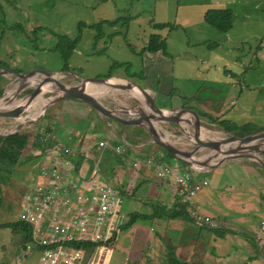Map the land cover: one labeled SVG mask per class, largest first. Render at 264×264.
I'll list each match as a JSON object with an SVG mask.
<instances>
[{
    "label": "crops",
    "instance_id": "crops-1",
    "mask_svg": "<svg viewBox=\"0 0 264 264\" xmlns=\"http://www.w3.org/2000/svg\"><path fill=\"white\" fill-rule=\"evenodd\" d=\"M260 2L264 9V0ZM252 3L251 0L201 1L194 23H205L203 15L207 10L229 9L232 13L231 29L226 32L216 29L208 40L204 37L201 40L204 55H198L192 48L171 51L169 55H155L152 72L156 78L153 83L163 94L168 110L197 112L183 106L182 101L178 107H171V103L177 99H192L202 87L211 96L198 101L201 113H210L217 120L235 126H246L247 123L254 126V122L264 120V101L259 100L260 88L264 89V71H259L264 70V44L258 43V39L264 38V30L258 34L257 27L251 26V13L258 7ZM167 6L176 14L172 17L177 21V2H168ZM186 9H189L188 4L182 11ZM163 21L161 23L166 20ZM252 30L255 33L252 34ZM257 78L261 82H257ZM13 81H16L14 77ZM192 81L200 84L194 88L192 83L195 82ZM221 89L225 90L223 98L218 94ZM215 96L217 100L210 99ZM121 97L122 101L112 98L105 103L115 111L119 120L100 114L95 106L83 99L71 98L65 99L62 105L56 104L58 115L62 114L60 118L47 123L53 117L45 116L36 133L41 135L39 131L46 129L45 132L55 137L52 146L60 144L71 149L76 162L70 174L75 179L86 184L95 181L110 185L127 199L128 221L119 244L122 253L127 255L125 261L128 262L124 264H139V260L137 263L129 257L136 230L138 234H149L148 246L152 249L145 255L154 256L152 264H166L170 253L175 264H264V236L257 235L259 221L264 220V170L250 163L199 168L192 173L193 180L195 183L204 180L207 184L188 201L185 195L177 193L172 179L158 178L153 168L143 161L149 153L181 170L190 167L180 165L177 160L165 162L164 155L156 151L144 128L124 122L137 118L129 113L130 107L124 109L125 97ZM155 97L156 101L159 100ZM229 100H233L230 105L227 104ZM146 107L143 103L145 110ZM146 112L148 114V110ZM250 115H254V120ZM186 119L191 117L186 114ZM102 141L108 142L107 146H99ZM41 145L36 138L28 141L26 148L31 165L27 170L30 176L38 171V160L52 147L50 143L44 147ZM119 145L125 146V151L116 152L114 148ZM84 154L88 156L84 158ZM197 211L208 216L217 227L209 228L203 221L197 223L192 216ZM136 214L146 215V218L126 226ZM144 220L151 223L142 226L139 221Z\"/></svg>",
    "mask_w": 264,
    "mask_h": 264
},
{
    "label": "rangeland",
    "instance_id": "rangeland-1",
    "mask_svg": "<svg viewBox=\"0 0 264 264\" xmlns=\"http://www.w3.org/2000/svg\"><path fill=\"white\" fill-rule=\"evenodd\" d=\"M172 1L174 0H0V67H6L17 74L29 73L33 70L58 72L55 73V76L57 75L59 81L64 84L75 83L76 77L100 78L106 74L129 76L139 83H143L144 80L153 83L155 82L154 78H156L152 72L155 69V55L162 53L153 54L145 49L153 34L159 35L164 40V54L169 55L171 51L192 48V51L198 55H204L205 48L201 40L204 37L208 40L211 33L216 30L207 23L193 22L200 2L204 0H175L178 4L177 21H174L172 17L176 14L167 6V3ZM251 1L254 2L252 6L255 3L258 5L251 13V26L257 27V33L262 34L264 9L260 0L258 2L256 0ZM186 4H188L189 9L182 11ZM163 20L172 26L163 29L153 28L152 24L164 22ZM253 33H255L254 30H252ZM75 39L77 40L74 44L73 40ZM258 43L264 44V38L258 39ZM72 46L73 48L70 49ZM259 71L262 73L264 70ZM3 77V81L0 79V97L3 93L6 94L18 86L17 80L13 81V76L6 74ZM34 79L37 80L38 78ZM257 82H261L260 78H257ZM199 84L198 82L192 83L194 88ZM153 85L155 86L154 83ZM47 86L49 90L38 92L35 100L21 114L8 119L0 118L1 135H9L15 129H30L36 133L40 127L39 123L45 116L51 115L53 117L47 123L60 118L62 114L59 113L58 115L55 105L58 103L62 105L64 100L50 106L47 105L44 111L42 110L43 107L40 108V111L35 112L34 116L31 117L34 119L28 124H18L19 119L29 118L28 115L34 109L32 104L39 103L38 101L44 100L43 95L47 98L49 91H56L57 89L50 83L42 87ZM30 88L26 87V89L21 90L17 94V98L29 94ZM156 88L160 90L158 87ZM201 88L198 89L197 95L192 99H177L173 104L171 103V107H178L182 101L183 106H188V108L197 111L203 120L219 122L235 134L241 131L231 122L217 120L210 113H201L198 110V101L211 96L206 88ZM98 92V100L104 105L107 100L111 101L112 98L122 101L121 96H124L125 100L123 101L126 104L124 109L130 107L129 113L141 123L142 119L138 118L141 116L138 111L140 108H136L133 104L132 94L129 95L125 91L115 89ZM224 92V89L218 90L219 96L223 98ZM260 92L259 100L264 101V89L260 88ZM210 99L215 101L217 96L210 97ZM233 100H229L227 104L230 105ZM164 103L169 106L165 99ZM139 106L141 107V105ZM137 114L138 116H136ZM249 117L253 119L254 115ZM141 124L144 125V123ZM247 124L246 130L248 132L256 130L260 132L264 129L263 119L254 122V126L250 123ZM156 128L164 134L158 125ZM45 131L46 129H43L39 132L43 135ZM39 134H37L36 140L40 136ZM46 143L48 142H42L41 147H44ZM52 143L51 141V146ZM155 149L158 153L163 154L159 149ZM27 153L29 152L26 148L20 156L18 164L1 186L0 222L3 224L11 225L20 220L21 196L31 180L27 170L28 166L31 165V157ZM125 203H127V199L124 197L123 204L122 201L120 204V211L128 215L129 208L127 207L128 204L126 206ZM139 223L147 227L151 222L144 220L139 221ZM7 225L0 227V264H37L38 252L32 249L29 255L25 256L24 254L27 242L23 231L20 229L13 230ZM150 233L153 234V231ZM122 236L119 237L117 247L115 248V245L113 248L109 264L128 262L125 261L127 255L122 253L119 246ZM148 236L149 234L146 232L138 234L136 230L131 240L132 248L129 257L137 263L139 260V264H152L153 262L154 256L146 257L145 255L152 249L148 246Z\"/></svg>",
    "mask_w": 264,
    "mask_h": 264
},
{
    "label": "built area",
    "instance_id": "built-area-1",
    "mask_svg": "<svg viewBox=\"0 0 264 264\" xmlns=\"http://www.w3.org/2000/svg\"><path fill=\"white\" fill-rule=\"evenodd\" d=\"M37 141L54 144L55 137L45 132ZM114 150L123 152L125 146H116ZM72 154L69 147L56 144L38 160V171L31 175L20 202L19 219L30 228L24 254L29 255L32 249L38 252L37 264H109L128 221V215L120 211L124 197L110 185L95 181L86 184L75 179L70 174L76 162ZM143 162L153 168L158 178L172 179L177 193L185 195L188 201L207 184L204 180L194 182L192 173L199 170L196 166L181 170L177 165L157 161L151 154ZM192 216L199 224L203 221L209 228L217 227L198 211ZM257 235L264 236L263 219L259 221Z\"/></svg>",
    "mask_w": 264,
    "mask_h": 264
},
{
    "label": "water",
    "instance_id": "water-1",
    "mask_svg": "<svg viewBox=\"0 0 264 264\" xmlns=\"http://www.w3.org/2000/svg\"><path fill=\"white\" fill-rule=\"evenodd\" d=\"M55 73L58 72L38 70L28 74H17L15 71L6 67H0V76L8 74L18 81V86L14 89L15 95L13 98L6 97L5 93L0 97V118L8 119L9 117L21 114L38 96L40 88L47 83L57 88L56 91H49L47 98L44 97V95L42 96L49 104H55L65 99L79 98L95 106L100 114L107 118L117 120H119V118L115 117L116 113L114 110L99 102L102 107L105 106L107 111L111 113V115H107L94 103L85 98L76 96L74 92L89 86H107L110 87V89L125 91L129 93V95H131L133 91H137L141 98L133 95L131 97L136 108L139 107L142 101V103L147 105L148 114H140L141 116L138 117L142 119L141 123H144V125L133 119H124V122L126 124L139 125L144 128L149 134L150 141L154 145L165 150L183 164L189 167L196 166L200 169H213L229 164L250 163L264 170V151H262L254 141L253 143L255 145L253 146H250L247 142L250 139L259 138L262 140L260 144L264 145V130L239 137L230 134L216 123L202 121L198 114L193 111L168 110L162 94L149 80H144L143 83H139L129 76L106 74L100 78L76 77V79L74 77L76 79L75 83L64 84L59 81ZM34 78L38 79L35 80ZM112 82H119V84H112ZM27 86L31 87V92L22 98H17V94ZM155 96H157L159 100L156 101ZM171 113H175V115L172 116ZM182 113H186L187 116L192 118L185 119V117L183 118L178 115ZM149 124L152 125L153 129L156 128V125L160 127L164 133L163 135L168 139L169 145L159 140L157 141L151 135ZM17 131L19 130L15 129L10 134ZM180 146H183L185 149H182L183 147Z\"/></svg>",
    "mask_w": 264,
    "mask_h": 264
},
{
    "label": "trees",
    "instance_id": "trees-1",
    "mask_svg": "<svg viewBox=\"0 0 264 264\" xmlns=\"http://www.w3.org/2000/svg\"><path fill=\"white\" fill-rule=\"evenodd\" d=\"M203 21L215 29L221 31V32H226L232 27V13L229 9H211L207 10L204 15H203ZM154 29H163V28H168L171 27L172 25H169L168 23H158V24H152ZM76 40H73V43H76ZM73 44V45H74ZM73 46L70 48L72 49ZM146 51L149 53H157V52H162L165 50V42L161 37L157 34H153L147 43L146 46ZM0 79L3 81L4 79L0 76ZM3 91V90H2ZM200 116V114H198ZM203 116V115H202ZM213 123H217L221 125L219 122L215 121H210ZM222 126V125H221ZM241 129L237 134L230 132L225 126L223 128L235 136L243 137L245 135L251 134L246 130V126H236ZM258 132V130L254 131ZM147 137V134H145ZM37 133H35L33 130L30 129H22L19 130L13 134L9 135H0V208H1V193H2V188L1 186L5 183L7 176L12 172L14 167L18 164V160L20 156L22 155L23 151L27 147L28 141L31 138H36ZM157 149H159L163 155H164V161L168 162L169 160H177V163H179L182 166L184 165L181 161H179L177 158L172 156L171 154L167 153L165 150L161 149L157 145H154ZM155 159L161 163L163 161H160L159 158ZM162 160V159H161ZM163 164H171V163H163ZM175 165V164H173ZM146 218V215H141V214H136L133 215L130 218V221L126 226L132 225L135 221L141 220ZM7 225L6 223L3 224L0 222V227ZM9 227H12L13 230L15 229H20L24 233V238L28 240L30 238V228L27 224L22 222L21 220L16 221V223L7 225ZM170 253V252H169ZM169 260L167 261L166 264H175L176 260L173 258V254H169Z\"/></svg>",
    "mask_w": 264,
    "mask_h": 264
},
{
    "label": "bare ground",
    "instance_id": "bare-ground-1",
    "mask_svg": "<svg viewBox=\"0 0 264 264\" xmlns=\"http://www.w3.org/2000/svg\"><path fill=\"white\" fill-rule=\"evenodd\" d=\"M120 83H122L121 81H119ZM119 82H112V84H119ZM47 90H49V87L47 86V87H42V88H40V90L38 91L39 93H41L42 91H47ZM107 90H110V87H107V86H105V87H100V86H89V87H87V88H84V89H81V90H78V91H75L74 93L76 94V96H78V97H82V98H85V99H87V100H89V101H91L92 103H94L97 107H99L105 114H107V115H111V113L109 112V111H107V109H106V107L104 108V107H102L101 106V104L99 103V101H98V91H107ZM15 95V91L14 90H11V91H8L7 93H6V97H11V98H13V96ZM132 95H134V96H136V97H140L139 96V92H137V91H133V93H132ZM141 98V97H140ZM39 103H36V104H32L33 106L32 107H34V109H35V111H34V109L33 110H31V111H33L31 114H29L28 116H29V118L28 119H26L25 117H23V118H21V119H19V122H18V124H20V125H23V124H26V123H29L31 120H33L34 119V117L33 118H31L32 116H34V114H35V112H39L40 110V108H42L43 107V109H45V107L47 106V105H52V104H49V102L48 101H44V100H41V101H38ZM141 105V107L139 106V108H140V110H138L139 111V113L140 114H144V115H147V112H146V110L143 108V103L142 104H140ZM48 106V107H49ZM145 106V105H144ZM29 109V108H28ZM171 115L172 116H174L175 115V113H171ZM178 115H180L181 117H185V119H186V113H182V114H178ZM31 118V119H30ZM30 119V120H29ZM150 126V133H151V135L158 141H161V142H163V143H165V144H167V145H169V142L167 141V138L162 134V132L160 133L159 132V130H158V128H155V129H153L152 128V126H151V124H149ZM161 131V130H160ZM160 135V136H159ZM264 140V139H263ZM253 141H254V143H256L258 146H259V148L262 150V151H264V145H261L260 144V141H262L261 139H259V138H257V139H250V140H248L247 142L249 143V145L250 146H253V145H255L254 143H253Z\"/></svg>",
    "mask_w": 264,
    "mask_h": 264
}]
</instances>
